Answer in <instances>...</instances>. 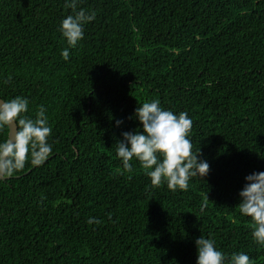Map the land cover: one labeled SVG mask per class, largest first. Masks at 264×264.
<instances>
[{
    "label": "trees",
    "instance_id": "trees-1",
    "mask_svg": "<svg viewBox=\"0 0 264 264\" xmlns=\"http://www.w3.org/2000/svg\"><path fill=\"white\" fill-rule=\"evenodd\" d=\"M65 3L0 0V96L27 98L33 119L43 106L52 129L46 162L0 181V264H196L201 235L264 264L238 208L264 172V0H79L96 18L76 48ZM152 100L193 121L210 171L187 191L117 156Z\"/></svg>",
    "mask_w": 264,
    "mask_h": 264
},
{
    "label": "clouds",
    "instance_id": "clouds-1",
    "mask_svg": "<svg viewBox=\"0 0 264 264\" xmlns=\"http://www.w3.org/2000/svg\"><path fill=\"white\" fill-rule=\"evenodd\" d=\"M79 0H66L65 8L71 9L61 22L60 31L69 48H76L84 37V25L95 20L96 13L79 8ZM69 50L62 51L64 60L69 59ZM29 101L16 96L8 101H0V132H6V138L0 142V179L12 177L24 169L29 162L32 166H41L52 154L48 143L52 129L48 124L46 109L40 106L35 118L27 114ZM135 117L142 125V132H123L122 139L116 142V152L121 159L123 170L132 172L134 159L150 178L151 186L158 188L167 184L170 191H187L189 181L194 177H206L209 164L199 159L201 150L192 151L189 135L193 121L186 112L178 115L164 110L159 100L144 102L135 110ZM122 121H117V125ZM245 184L239 196V212L251 218V237L264 247V172L253 173L245 177ZM207 201L209 199L207 198ZM207 201L201 205V212L207 207ZM88 224H100L101 221L90 217ZM197 248L196 264H253L250 257L243 253H233L231 257L217 249L214 239L200 236L195 241Z\"/></svg>",
    "mask_w": 264,
    "mask_h": 264
},
{
    "label": "water",
    "instance_id": "water-1",
    "mask_svg": "<svg viewBox=\"0 0 264 264\" xmlns=\"http://www.w3.org/2000/svg\"><path fill=\"white\" fill-rule=\"evenodd\" d=\"M0 101H5V100L0 96ZM29 172H30V171H29ZM29 172H28V173H29ZM1 180H6V179H0V181H1Z\"/></svg>",
    "mask_w": 264,
    "mask_h": 264
}]
</instances>
